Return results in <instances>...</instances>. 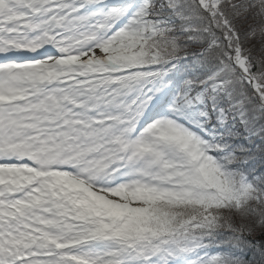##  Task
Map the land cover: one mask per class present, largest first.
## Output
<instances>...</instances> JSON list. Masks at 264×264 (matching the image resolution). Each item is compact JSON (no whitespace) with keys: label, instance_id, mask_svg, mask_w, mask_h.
<instances>
[{"label":"snow or ice","instance_id":"1","mask_svg":"<svg viewBox=\"0 0 264 264\" xmlns=\"http://www.w3.org/2000/svg\"><path fill=\"white\" fill-rule=\"evenodd\" d=\"M0 264H264V0H0Z\"/></svg>","mask_w":264,"mask_h":264}]
</instances>
